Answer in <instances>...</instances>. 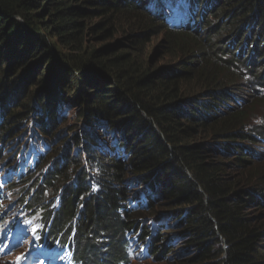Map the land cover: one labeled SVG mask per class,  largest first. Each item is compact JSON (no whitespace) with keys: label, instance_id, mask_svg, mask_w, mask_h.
Instances as JSON below:
<instances>
[{"label":"trees","instance_id":"trees-1","mask_svg":"<svg viewBox=\"0 0 264 264\" xmlns=\"http://www.w3.org/2000/svg\"><path fill=\"white\" fill-rule=\"evenodd\" d=\"M162 2L167 12L173 9L170 0ZM242 2L251 12L239 15L242 28L227 27L231 41L214 53L213 37H200L209 33L203 8L198 16L190 8L174 23L143 0H0L2 48L11 40L14 59L28 60L25 77L42 65L49 71V81L40 77L20 100L23 82L15 75L6 80L10 72L0 67L1 138L39 109L40 131L50 133L60 106L74 101L79 117L113 135L100 142L111 143L107 155L87 143L92 173L78 170L82 164L74 166L79 160L68 161L65 150L42 178L22 182L26 207L41 205L53 238L76 246L74 264H127L131 232L146 239L153 259L162 253L167 263L264 264V73L256 75L260 61H253L264 50V0ZM226 6L219 11L231 13ZM155 31L164 34L167 51L179 47L173 64L140 57ZM240 37L250 46L249 65L231 51ZM246 66L255 73L242 80ZM17 91L20 102L8 112ZM253 106L263 111L260 119ZM144 185L152 195L134 194ZM57 194V205L46 201ZM178 240L188 247L175 261Z\"/></svg>","mask_w":264,"mask_h":264},{"label":"rangeland","instance_id":"rangeland-1","mask_svg":"<svg viewBox=\"0 0 264 264\" xmlns=\"http://www.w3.org/2000/svg\"><path fill=\"white\" fill-rule=\"evenodd\" d=\"M143 1L152 2V5L162 8L164 15L167 16V20L174 23L188 16L190 8L195 7L196 16L200 13L198 9L203 8L204 11L201 15L208 19L209 33L200 37H213L211 42L214 47L212 50L214 53H216L215 51L217 49L221 50L225 48L231 41V33L227 30V27L237 25L238 28H242V24L239 21L241 17L239 15L243 12L247 14L251 12L250 5L246 4L249 2H242L243 5H241L240 2L238 5V0H170V5L173 4V9L169 12L166 11V5L165 7L163 6L162 0ZM225 4H227L225 8L230 6V10H232L231 13L219 11L223 10L220 7ZM151 10H153V8ZM192 19L193 17L191 16L188 21L192 22ZM18 22L22 27H25L21 19H18ZM248 31L249 28L246 27L242 31L243 35ZM254 32L255 33H253L249 39L250 42L254 41L256 38V29H254ZM45 37L46 39L49 38L48 31ZM241 37L234 39V49L231 51L239 61H242L240 65H249L247 57L249 56L248 51L250 46L244 45V41ZM118 38L119 37H114L111 40ZM178 39L179 38L174 42L182 43V41ZM165 41L166 38L164 34L159 31L147 35L142 44L143 52L140 53V57H142L143 61L146 63L151 62L156 66L173 64L178 56L179 47L177 46L174 47L175 49L173 48L172 51H167L165 47L166 44H164ZM260 45L261 42L259 43V46ZM12 47L13 42L11 40L5 48H2L0 44V67H2L3 72H5V70H9L10 72V74L6 76V80H8V78L11 79L15 75L19 82H23L20 87V93L22 94L20 100H22L24 96H28L34 84L40 82V77H42L44 83H46V80L49 81L47 78L49 71L42 65L35 74H29L25 77L23 73L24 70L27 69L26 67L29 62L27 60L26 63H20V61L14 59V56L11 55ZM55 51L54 57L58 59L59 55L57 52L55 53ZM263 52L260 53V55L257 53L253 58L254 62L260 61L256 64L258 65L256 75H258L259 72L264 73ZM206 64L205 61H201V65ZM250 70L254 72V68L251 66H246V69L242 70V80L246 78L251 79L252 76L249 77L250 75H248L247 72ZM39 74H42V76H39ZM20 89H18V91H20ZM18 91L16 95L12 96L14 101L10 102L8 112L15 109L20 102L18 98L15 100L16 96H18ZM65 95L67 96V94L62 93L63 97H65ZM70 97L71 99L75 98V96ZM80 107L81 105L77 101L69 105H61L60 109L62 113L58 116L60 119L56 121V124L48 134H43L40 131V123L44 118H39V115H41L44 110L39 109L32 114L30 112L27 119L19 123L15 133L7 134L2 138L0 136V264H73L76 246L71 243V239L67 241L62 239L61 236L53 238L52 234H50L51 226L49 219L44 215L42 209H39L41 205H37L32 209L26 207V204L22 202L24 196L23 194L20 195V190L23 186L22 182L24 181V177L35 176L34 179L42 178L49 170L50 165L54 161H59L61 154L65 150H67L66 157L69 159L68 161L77 158L80 163L73 161L74 166L75 163H77L78 166L82 164L78 170L82 168V170L87 173H92L91 169H93L94 165L90 161L91 158L89 154L92 155L93 153L88 151V142H94V147L98 146L96 149H101L99 154L101 153L102 155H107L106 150H113V147L110 146L111 143L108 145H103L102 143V145H100L101 141L107 139H105L104 135L106 134L111 139L113 136L112 133L105 132L107 129L102 127L103 125L96 130L94 126L92 128L82 117L78 116L77 110ZM253 107L255 108L256 106ZM35 108H38V106H35ZM253 113L260 119L263 111L259 107H256ZM3 123L4 116L0 114V126H2ZM87 132L91 135L90 140L87 137ZM60 163L62 167H68L70 164L69 162H67V164L65 162ZM63 164L65 165L63 166ZM67 173H70L69 168ZM136 185L137 183H132L131 186ZM141 190L150 192V195L153 193V190L150 191L147 189L146 185H144L142 189L134 191V194L137 191L141 192ZM46 195H49V192H47ZM29 196L26 198H29ZM51 198L47 197L46 201L50 199L54 202L52 205H57L61 197L57 194L51 196ZM131 200H133V197ZM153 200L156 202L162 200V198L154 196ZM175 229H177V227ZM16 231L20 235V238L12 245L10 243L12 241L10 238L13 232L15 233ZM132 233L133 232L127 234L129 235L128 256L130 258L127 264H173L163 261L162 253L156 255V258L159 257L158 259H153L151 255L154 254V251L147 253L146 239L145 241H140L137 235H132ZM163 237H166L167 241L171 238L169 234H164ZM172 246L174 250H177L173 253L175 261H177L178 258H183L182 250L187 249V242L181 243V241L178 240L175 241ZM59 249H62V251H59ZM47 251H50L48 256L44 254V252Z\"/></svg>","mask_w":264,"mask_h":264}]
</instances>
